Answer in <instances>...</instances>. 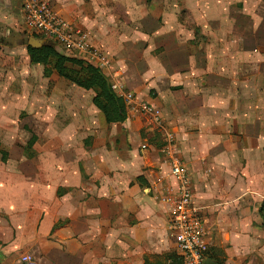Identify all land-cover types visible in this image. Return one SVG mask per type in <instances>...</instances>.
I'll return each mask as SVG.
<instances>
[{"label":"crops","instance_id":"1","mask_svg":"<svg viewBox=\"0 0 264 264\" xmlns=\"http://www.w3.org/2000/svg\"><path fill=\"white\" fill-rule=\"evenodd\" d=\"M112 1L115 11L117 0ZM85 2L87 14L94 15L101 5L110 7L108 0ZM140 2L143 6L147 0ZM178 2L162 0L157 4L162 16L146 12L147 22H125L135 39L155 36L159 54L172 62L155 68L151 81L132 68L118 71L125 81L121 87L138 104L160 112L161 128L172 137L173 153L189 175L194 205L205 224L206 215L224 222L219 231L225 254L213 251L219 262L264 264V53L258 44L264 42V0H223L217 22L197 15L198 1L192 7L198 30L188 31L178 17L172 22L164 18L166 7ZM212 4L215 0L206 7ZM60 12L74 21L75 15ZM150 21L154 33L146 29ZM125 75L136 81L128 82ZM126 111L123 124L110 126L114 144L109 147L105 139L100 143L99 132L86 149L79 137L85 143L87 138L79 136L84 131L77 124L67 131L69 141L64 131L48 124L45 148L39 135L33 145L38 158L48 159L7 166L11 173L0 163V264H26L22 258L34 264H145L162 262L167 255L179 258L177 248L159 244L169 233L167 219L158 226L166 202L175 197V184L169 178L167 189L166 170L159 169L162 159H148L143 154L147 145L140 147L143 156L135 157L140 137L136 121L129 128ZM117 126L126 131L116 132ZM57 137L62 138L59 144ZM117 142L124 146L123 158L114 156Z\"/></svg>","mask_w":264,"mask_h":264},{"label":"rangeland","instance_id":"2","mask_svg":"<svg viewBox=\"0 0 264 264\" xmlns=\"http://www.w3.org/2000/svg\"><path fill=\"white\" fill-rule=\"evenodd\" d=\"M5 1L7 6L2 3L3 0H0V13H2L0 17V163L7 168V166L14 167L18 163L27 161L48 159L45 157L38 158L33 145H31L40 137L41 146L45 148L47 143L43 140V137L48 124L53 130L64 131V140L68 139V141L71 137L68 138L67 131L77 124L78 127L76 128L84 131L80 132L79 136H82L81 133H85L84 136L87 138V143H85L79 137L80 144L86 149L94 144L93 139L98 132L97 135H101L100 143L105 139L104 142L107 147H109V144H114L112 140H109L110 126H103L102 113L91 103L94 97L93 91H85L70 84L50 71V66L31 64L27 55V48L40 49L48 47L64 58L81 60L85 65L98 69L111 85L113 83L123 85L125 82L124 76L117 72L129 68L139 71L140 77L144 80L151 81L156 75L155 68H161L163 63L167 65L165 62H172V59L170 56L163 58L159 54L161 50V47H159L160 42L154 40L155 36L149 40H142L140 37L139 39L133 38L130 34L131 27H127L125 22L143 21L147 18L146 12H150V16H155V13L157 16L159 14V16H162L163 13H161V10L159 11L157 5L162 0H147L148 3L146 2L143 6L140 0H132L130 3L117 0L115 11L111 8L114 7L113 1L108 0L110 7L101 5L100 10L94 11V15L91 12L87 14L86 0H43L61 22L80 29L88 36L91 50L89 55L67 50L47 36L29 28L24 21L23 11L25 4L30 0ZM176 1H179L176 7L172 8L171 5L168 8L166 7L164 18L167 22H172L174 17H178L181 20V28L187 29L186 31L191 28L197 29L192 14V7L196 6V2L199 1L202 7L197 15L208 17L214 22L219 20L223 11L220 8L223 0H215V4H212L214 6L211 5L210 7L206 6L214 0ZM125 6L126 10H124ZM60 11L71 14V16L75 15L74 21L63 18ZM80 19L82 22L79 21ZM152 25L153 23L150 21L146 28L150 33L155 32L153 27L156 26L152 27ZM92 30H95V33ZM201 32H205V29L202 28ZM195 38L194 43L199 44L200 39ZM166 43L172 44L171 41ZM258 44H260L261 51L264 53V42ZM45 68L49 69L50 74L45 72ZM126 77L127 75H125V79L130 83L136 81V78L131 77V75ZM155 97V91H151L150 98L155 99ZM127 110L129 111L128 126L132 128L130 125L136 121L137 127L134 128V131L140 137V140L137 139V142H135V148H137L135 157H142L144 154L148 159L161 160L160 150L164 146L166 130L157 129L155 124L145 118L139 110ZM115 130L116 132L126 131L121 126H117ZM36 135H39V137H36ZM54 140L59 144L62 138L57 137ZM89 140H91L90 143H88ZM142 145L148 147L146 152H142L143 154L139 151ZM150 149H155V153ZM115 150L117 152L114 153V156L123 158L121 152L125 150L124 146H120L117 142ZM6 170L10 173L14 171L12 168ZM163 176L168 189L170 187L168 180L170 181V179L167 174ZM165 183H163V186H165ZM154 201L160 206H164L161 205L160 201ZM166 204L163 213L161 212L158 216L160 218L159 227L165 224L166 219L167 222L169 220L171 202H166ZM204 218L206 221L208 220L205 224L207 251L211 248L212 251L221 250L225 254L227 246L221 243L224 242V239H222L223 230L219 231V228H223L224 222L219 224L218 221L209 218L207 215ZM256 219L260 224L259 217ZM261 227L264 230V225H261ZM159 244L169 248L168 250L176 248L169 233L166 241L163 240ZM208 257H210V253L206 254V261H208ZM151 262L154 263L156 260L152 259Z\"/></svg>","mask_w":264,"mask_h":264},{"label":"built area","instance_id":"3","mask_svg":"<svg viewBox=\"0 0 264 264\" xmlns=\"http://www.w3.org/2000/svg\"><path fill=\"white\" fill-rule=\"evenodd\" d=\"M23 15L29 28L47 36L63 48L83 55L91 53L88 36L80 29L61 22L43 0L27 2ZM111 89L122 98L127 109L139 110L157 129L161 128L159 111L149 105L138 104L135 96L117 83H113ZM165 137L164 146L160 150L162 161L159 169L166 170V174L175 184V197L167 222L168 232L179 251L180 264H204L208 250L205 223L201 210L194 205L189 175L173 153L172 137L169 135ZM145 148V145L142 146V149ZM22 261L34 264L27 258H22Z\"/></svg>","mask_w":264,"mask_h":264},{"label":"trees","instance_id":"4","mask_svg":"<svg viewBox=\"0 0 264 264\" xmlns=\"http://www.w3.org/2000/svg\"><path fill=\"white\" fill-rule=\"evenodd\" d=\"M27 55L31 64L50 66V71L70 84L85 91H93L94 97L91 103L102 113L107 126L123 124L126 121L127 111L124 101L112 91L111 83L98 69L85 65L78 59L64 58L48 47L27 48ZM45 69V72L50 74L49 69ZM34 143L35 141L31 145ZM260 216L264 225V203L260 207ZM209 253L210 257L204 264H221L216 253L212 250L207 251V255ZM145 264H180V261L177 256L167 255L162 262L151 263L146 260Z\"/></svg>","mask_w":264,"mask_h":264}]
</instances>
